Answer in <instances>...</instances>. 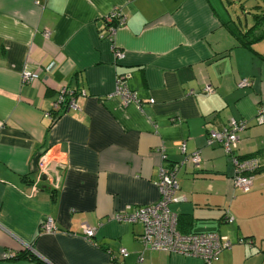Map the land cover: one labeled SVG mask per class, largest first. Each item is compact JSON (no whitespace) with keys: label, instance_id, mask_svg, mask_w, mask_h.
Returning a JSON list of instances; mask_svg holds the SVG:
<instances>
[{"label":"crops","instance_id":"crops-1","mask_svg":"<svg viewBox=\"0 0 264 264\" xmlns=\"http://www.w3.org/2000/svg\"><path fill=\"white\" fill-rule=\"evenodd\" d=\"M116 6L125 20L109 36L102 18ZM228 20L220 0H0V264H202L144 249L142 223L111 219L156 202L171 163L180 229L230 240L213 264H264V45L241 46ZM121 74L140 109L114 95ZM62 87L73 106L53 119ZM231 119L245 121L235 155L259 160L246 193L221 143H208Z\"/></svg>","mask_w":264,"mask_h":264},{"label":"built area","instance_id":"built-area-1","mask_svg":"<svg viewBox=\"0 0 264 264\" xmlns=\"http://www.w3.org/2000/svg\"><path fill=\"white\" fill-rule=\"evenodd\" d=\"M102 19L108 28L109 36H111L115 29L124 23L125 17L119 7L116 6L105 14ZM114 56L115 60H120L123 58V53L115 49ZM128 77V74L117 76L114 95L120 98L122 105L135 103L140 109V101L136 92L130 90L126 85ZM32 78H36V75L29 73H24L23 75V80L25 81ZM242 83L248 84L245 79H243ZM72 96L71 90L66 87L60 88L58 96L52 104V110H59L60 105L65 103L67 104L66 108L72 107ZM256 122L264 123V111L258 112ZM243 127H245V121L231 119L226 127L219 131L213 130L208 133V143L210 144L212 141L221 143L223 151L231 157L234 165L232 185L240 192L246 193L251 190L254 173L260 165L256 157L239 158L234 153L237 148V135L235 132ZM180 145L182 152H185L184 144L180 142ZM52 159L55 169L63 166L64 161L59 156L54 155ZM187 159L193 165L198 166L201 159L200 151L191 152ZM43 161H45L44 158L39 161V167L43 165ZM46 169L47 167L45 171ZM178 169L179 163H171L160 167L156 181L159 199L156 202L135 206L131 210H122L113 214L111 219L118 222L142 223L143 230L139 235V240L144 249L192 256L199 258L202 264H213L218 259L220 252L229 250L232 244L227 237L221 236L217 232L183 233L177 229V215L171 210L170 205L184 199L178 193L179 185L176 179ZM55 177L56 179H53L51 185L56 187L58 181L56 171ZM40 228L44 233H52L56 229L50 217H46L41 222ZM82 234L87 238H91L94 230L87 224H83ZM119 253L123 257L127 255V251L124 248H120Z\"/></svg>","mask_w":264,"mask_h":264},{"label":"rangeland","instance_id":"rangeland-1","mask_svg":"<svg viewBox=\"0 0 264 264\" xmlns=\"http://www.w3.org/2000/svg\"><path fill=\"white\" fill-rule=\"evenodd\" d=\"M214 1V0H213ZM225 6L227 15L243 30L254 25V17L264 15V0H220ZM257 44L255 48L264 45V26L259 25L256 31ZM163 252V251H162Z\"/></svg>","mask_w":264,"mask_h":264},{"label":"trees","instance_id":"trees-1","mask_svg":"<svg viewBox=\"0 0 264 264\" xmlns=\"http://www.w3.org/2000/svg\"><path fill=\"white\" fill-rule=\"evenodd\" d=\"M254 25L252 27H248L246 29H242L240 27H238L234 21L232 20H228L226 22V26L228 28V31L234 36V38L240 43L241 46H244V47H252L253 43H255L259 38L257 37V33L256 31L258 30V23L260 22H264V15H262L261 17H258V16H255L254 17ZM75 92L72 91V94H74ZM67 100V99H66ZM67 107V104H61L60 105V108L59 110H55V111H51V114L53 116V119H55L54 117H57L58 115H60L63 110ZM250 157V156H248ZM248 157H242V158H248ZM240 158V157H239ZM53 194H54V191L52 190ZM179 216H177V229L180 231L181 227L179 225ZM184 224L188 225V222H184ZM180 232H183V233H187L186 231H183L181 230ZM18 257H27L29 259H32V260H36L35 257H33L31 254H29V252H25V253H19L17 254ZM115 258H113V264H118L116 260H114Z\"/></svg>","mask_w":264,"mask_h":264},{"label":"water","instance_id":"water-1","mask_svg":"<svg viewBox=\"0 0 264 264\" xmlns=\"http://www.w3.org/2000/svg\"><path fill=\"white\" fill-rule=\"evenodd\" d=\"M44 178V177H43Z\"/></svg>","mask_w":264,"mask_h":264}]
</instances>
